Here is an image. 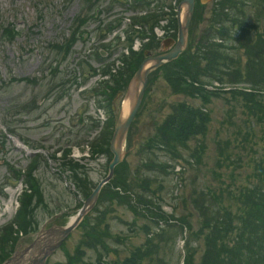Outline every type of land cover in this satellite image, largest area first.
<instances>
[{"label":"rangeland","instance_id":"obj_1","mask_svg":"<svg viewBox=\"0 0 264 264\" xmlns=\"http://www.w3.org/2000/svg\"><path fill=\"white\" fill-rule=\"evenodd\" d=\"M107 6L106 0H103L99 4L98 9L100 12L96 18L111 24L116 22L122 11L120 10V6L113 7L108 11ZM207 8H209V6ZM82 9L83 5L80 0H73L70 4H65L64 0H40L38 10L34 8L30 0H0V20L6 22V20L9 21L12 19V17L8 19L11 15L16 16L15 25L22 34L10 44H0V118L4 116L8 117L6 112L13 109V107L21 109L24 103L32 101L28 111L26 109L22 110V112L20 111V114L11 117L12 121L16 123L17 128L15 129L19 130V133L31 146L43 145L47 147L50 152L65 146L69 139L74 141L77 137L75 143H79L78 141L86 135V132L79 124L75 128H72V126L76 125L82 116H93V113H96L93 100L86 98L87 105L85 107H87V109H83L82 112L80 110L76 113L77 108H85L84 101L81 99L84 93L79 92L74 85H71L72 78L75 76V73L78 72V70H75L76 68L74 66L77 62V58L70 56L60 68V70H64L65 68L68 69L71 73L70 76L65 75L63 73L64 71H60L56 76L58 79L64 78L65 81H68L64 88V91L67 90L66 95L61 97L63 88L58 86V83L55 81L56 77L49 75L48 79L43 81V78L46 76V65H48L46 60L53 61L52 56L48 57L47 52H45L43 48L49 43H60L62 39L68 37L73 29L72 20L82 12ZM40 13L43 18L38 22L37 17H39ZM95 13L94 11L93 14ZM85 15H88V13H85ZM121 15L127 17L130 13L123 12ZM98 23L99 22L91 19L84 28V31L88 35H85V39L88 38V41L91 43L93 41L96 42L98 39V32L95 33V29L101 27L100 29L102 30V26ZM114 26H116L115 23ZM111 36H107L106 38H110ZM100 44L101 43L95 46L94 51H96ZM123 44L124 42L122 41H120V43L114 42L110 48L112 55H105L104 58L108 61L116 60L123 52ZM83 49L86 51L88 50V42L83 45L81 41H78L73 51L77 53L79 50L83 51ZM71 59H73L72 63ZM82 59L83 57H80L78 60L82 61ZM102 61V59L91 57L90 64L98 69ZM11 78H15L18 82L9 84L8 87L6 84ZM21 80L27 81L28 83L29 80L35 82L27 84L26 82H21ZM46 82H48L47 86L45 85ZM95 82L94 80L93 84ZM47 89L51 91L49 94L45 95ZM183 101V97L171 95L169 88L162 80L157 81L156 84L154 83L151 93L145 100V112L143 114L141 113L133 126V138L136 139L138 134H140L139 137L143 139V145L145 140L152 136L155 126L159 123V119L165 117L169 112L168 106L172 103ZM186 103H188V101ZM115 104L118 107L119 103L116 102ZM162 104H164V109L160 111V113H156V106ZM209 111L210 114L212 112L213 127L210 126L207 135L208 138L205 139L207 150L202 157L200 166L201 173H199V176L202 183L207 181L208 184H212L213 181L210 175V169L214 168V160L215 156H217L218 149V146L215 145L217 142L222 143L234 139L233 135L235 132L232 129H240V114L238 109L233 113H229L230 108L226 104H223L221 100L214 101ZM147 114H152V118H147ZM227 114H231V123L235 126L228 124ZM222 117L223 120L221 124H219ZM57 126L60 127L57 129ZM76 131H79L78 134ZM53 132L56 133L53 135L54 137L48 139L47 137L51 136ZM237 138L239 141L240 137L237 136ZM9 143L11 145L6 142L5 149L0 154V228L6 225L15 213L14 199H16V196L20 192V188H16V186L12 187V189H1L4 187L5 177H8L4 162L10 163V165L19 169H24L28 164V158L26 159L25 153L13 150V143ZM193 147L194 143L192 142L189 144V148L193 149ZM74 150L78 151L74 152L75 156L80 157L85 155L86 149H82L81 146L75 147ZM237 153L240 155V152ZM75 156L73 157L78 158ZM145 159L151 162L152 156H146L142 148L138 149L126 159L129 163L131 177L134 173L141 172L143 174L142 169L139 167L142 166ZM106 160L107 158H102L95 163H89V175L94 183H98L103 178L106 172ZM157 161L162 162L164 158L160 155ZM84 163L86 164L87 162ZM51 167L46 168L45 165L42 164L36 173L45 196V203H42L41 206L39 205L37 208H33L30 211L28 216L30 221L29 229L33 228L36 223H38L40 227L48 220L47 209L50 212H55L58 208L68 209L69 212L76 210L75 200L70 195L69 191L64 190L62 181L53 174ZM228 173L229 172L225 169L223 177L226 181L229 180ZM191 174L192 172H187V176ZM235 184H240V178H238ZM189 191V188H187L185 195H187ZM5 197L14 198L8 204V208H6L7 201ZM169 197L170 194L166 191L162 197L163 207L168 208L167 201ZM42 206L46 208L43 209ZM166 211H169V209ZM190 212L196 216L193 209H190ZM176 214L181 213L177 211ZM108 221L111 233L114 234L113 236L121 235L120 231L124 232L130 228L127 224L129 225L132 223L133 215L125 208L117 207L116 212ZM191 221L193 228L196 230L198 228L197 218L193 217ZM136 223L137 225L143 226L146 221L137 218ZM147 225H150V223ZM80 239L81 234L77 230L72 237L68 239L65 248L53 256L50 260V264L65 262V251H68L67 253H73ZM24 240L25 238L22 239L20 243L22 244ZM180 240V238H177L170 242L168 241L167 247H165V244H161L160 251L155 258V264H177V259L179 257L177 246ZM143 242L144 235L142 232H139V237L133 238L131 242L128 241L126 251H129L132 246L139 245ZM195 246L196 244L193 245V247ZM198 250L199 247L197 246L196 251ZM198 260L199 254L196 255V263H198Z\"/></svg>","mask_w":264,"mask_h":264},{"label":"trees","instance_id":"obj_2","mask_svg":"<svg viewBox=\"0 0 264 264\" xmlns=\"http://www.w3.org/2000/svg\"><path fill=\"white\" fill-rule=\"evenodd\" d=\"M235 251V259L231 257V260H228L227 262H224V260L221 259L220 254L221 252H217L216 255L217 257L213 260L214 262L212 264H240L239 262V257H240V252L238 250ZM128 264H141V260L139 258L138 252L133 254L130 263Z\"/></svg>","mask_w":264,"mask_h":264},{"label":"water","instance_id":"obj_3","mask_svg":"<svg viewBox=\"0 0 264 264\" xmlns=\"http://www.w3.org/2000/svg\"><path fill=\"white\" fill-rule=\"evenodd\" d=\"M145 74H146L145 72L142 73V77H141V80H142V81L144 80V76H145ZM124 131H125V127H123L122 129L119 128V129H118V132H117V135H116V141H118V143H116V145L114 144V149H113V151H114L115 154H116V159H118V156H119V140H120L122 134L124 133ZM95 195H96V194H94V196L89 200V202H92V201L94 200Z\"/></svg>","mask_w":264,"mask_h":264}]
</instances>
